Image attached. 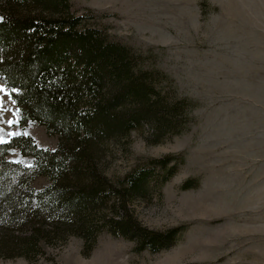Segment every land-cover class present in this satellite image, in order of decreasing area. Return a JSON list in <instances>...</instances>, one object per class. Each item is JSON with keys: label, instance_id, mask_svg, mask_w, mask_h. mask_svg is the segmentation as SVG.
Returning a JSON list of instances; mask_svg holds the SVG:
<instances>
[{"label": "rangeland", "instance_id": "1", "mask_svg": "<svg viewBox=\"0 0 264 264\" xmlns=\"http://www.w3.org/2000/svg\"><path fill=\"white\" fill-rule=\"evenodd\" d=\"M70 2L89 24L149 56L179 95L196 102L180 134L149 143L145 124L108 141L101 161L116 179L146 158L182 153L184 162L162 194L131 205L145 226L186 227L174 245L157 252L137 251L134 240L102 232L86 255L82 237L71 235L46 245L36 261L15 256L0 264H264V0ZM0 89V141L22 133L54 149L58 136L39 123H20L19 107L1 79ZM7 156L33 161L18 148ZM194 177L195 186L180 188ZM45 182L39 176L34 184Z\"/></svg>", "mask_w": 264, "mask_h": 264}, {"label": "trees", "instance_id": "2", "mask_svg": "<svg viewBox=\"0 0 264 264\" xmlns=\"http://www.w3.org/2000/svg\"><path fill=\"white\" fill-rule=\"evenodd\" d=\"M0 18V79L20 123L58 136L54 149L22 133L0 143V258L36 261L46 245L71 235L82 237L86 255L102 232L134 240L137 251L174 245L185 224L150 228L131 203L161 195L184 155L146 158L116 179L101 161L108 141L145 124L149 143L180 134L196 102L179 95L149 56L74 13L70 0H0ZM13 148L32 164L10 159ZM39 176L46 182L36 186ZM196 181L187 178L180 188Z\"/></svg>", "mask_w": 264, "mask_h": 264}, {"label": "snow or ice", "instance_id": "3", "mask_svg": "<svg viewBox=\"0 0 264 264\" xmlns=\"http://www.w3.org/2000/svg\"><path fill=\"white\" fill-rule=\"evenodd\" d=\"M0 19H2V18H0ZM0 91H2V89H0ZM0 110H2V109H0ZM8 123L11 125V124L14 123V122L11 121V120H9ZM2 142H3V141H0V143H2Z\"/></svg>", "mask_w": 264, "mask_h": 264}]
</instances>
